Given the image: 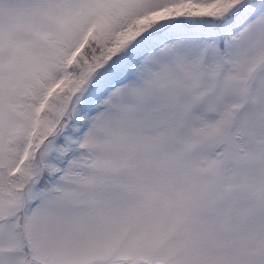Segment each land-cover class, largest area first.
<instances>
[{
    "label": "snow or ice",
    "instance_id": "snow-or-ice-1",
    "mask_svg": "<svg viewBox=\"0 0 264 264\" xmlns=\"http://www.w3.org/2000/svg\"><path fill=\"white\" fill-rule=\"evenodd\" d=\"M0 264H264V0H0Z\"/></svg>",
    "mask_w": 264,
    "mask_h": 264
}]
</instances>
